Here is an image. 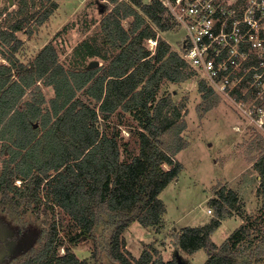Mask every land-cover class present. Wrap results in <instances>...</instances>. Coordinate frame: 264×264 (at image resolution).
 Instances as JSON below:
<instances>
[{
	"label": "trees",
	"instance_id": "trees-1",
	"mask_svg": "<svg viewBox=\"0 0 264 264\" xmlns=\"http://www.w3.org/2000/svg\"><path fill=\"white\" fill-rule=\"evenodd\" d=\"M28 1H20L19 13ZM40 1V8H46L37 17V24L58 6L50 0ZM111 1L114 5L104 7L99 22L104 51L100 44L87 40L74 50L82 63L94 56L105 61L92 69L66 68L51 41L23 64L14 55L21 44L14 31L26 21L0 30V56L9 62L0 63V143L7 152L0 170V196L12 210L20 205L23 209L31 204L36 207L41 201L44 208L60 207L79 229L69 236L72 244L81 237H91L104 220L111 229L110 255L120 264H176L175 256L158 260L148 248L134 257L126 248L123 232L132 222L144 227L157 225L166 211L159 194L182 170L174 155L187 142L181 136L185 128L182 105L170 95L158 96V91L163 81H186L192 70L164 38L158 36L153 52L146 45L157 29L171 28L158 0L150 4ZM6 45L11 46L9 52ZM37 81L53 89L47 106H43L45 98ZM198 90L204 109L210 108L216 96L213 90L202 80ZM27 92L32 96L24 100ZM118 110L132 113L139 122L136 153H131L128 141L122 147L117 133H108L103 126ZM254 144L262 152L254 166L259 177L256 191L261 197L257 222L264 230V140L258 136ZM15 180L21 183L16 185ZM236 198L234 190H220L213 200L218 215L202 226L184 228L177 236L182 252L193 254L203 249L207 254L204 264H250L241 259L252 222L239 225L220 245L210 237L218 226L220 209L232 206ZM61 245L54 222L42 246L15 264H90L78 259L69 246L60 253ZM255 251L250 250L248 256L264 253Z\"/></svg>",
	"mask_w": 264,
	"mask_h": 264
},
{
	"label": "rangeland",
	"instance_id": "rangeland-1",
	"mask_svg": "<svg viewBox=\"0 0 264 264\" xmlns=\"http://www.w3.org/2000/svg\"><path fill=\"white\" fill-rule=\"evenodd\" d=\"M21 0H0V30L26 21L15 35L21 41L16 53L19 61L29 63L35 54L49 41L53 43L58 58L66 68H84L91 60H98L100 65L105 61L98 56L88 57L83 63L80 55L74 50L84 41L96 42L104 51L99 22L104 7H111V0H54L58 8L40 25L37 17L44 11L40 8V0H29L19 13ZM119 1V0H118ZM147 3L148 0H142ZM105 6H99V5ZM127 25V20L123 21ZM153 28H157L151 23ZM158 31V29H157ZM160 32L174 50H178L183 31L170 29ZM147 47L149 45L146 43ZM6 45L5 49L8 51ZM11 47V46H10ZM5 60L0 56V63ZM98 67V66H97ZM190 78L181 83L163 81L160 84L158 96L170 95L182 105L181 114L185 128L181 132L186 146L174 155L182 164L179 175L172 180L159 194L166 211L159 224L144 227L138 222H132L123 232L127 250L138 257L145 248L151 250L153 258L171 260L175 254L182 256L185 264H204L207 254L200 249L193 254L182 252L177 245V236L186 227L202 226L209 223L218 215L213 200L220 190H234L236 201L228 207L220 209L219 223L210 235L213 242L220 245L239 225L252 222L250 236L244 246L245 253L242 261L250 264H264V253L248 256L250 250H264L263 225L257 222L260 214L261 197L257 193L259 186L258 171L254 164L261 156L260 148L255 146V138L244 131H235L234 124L244 126L242 117L232 105L220 98L212 97V106L204 109L198 83V74L191 71ZM44 95L45 103L53 96L51 86L37 82ZM32 96L27 92L24 100ZM91 106L95 101L89 96L82 95ZM105 124V125H104ZM108 133L116 132L118 143L128 141L131 153H136V133L139 122L129 112L118 110L110 116L109 121L103 122ZM7 157L0 143V170ZM167 167V166H166ZM14 183L19 185L20 180ZM0 196V264H15L26 258L42 246L52 223H56L58 237L63 245L59 252L64 253L66 246L75 253L78 259H86L90 264H120L110 255L109 241L111 229L100 221L89 238H80L75 244L69 242V236L76 234L79 229L73 219L60 207L51 205L44 208V201L36 207L28 205L12 210L3 203ZM211 209V212L207 210ZM104 217H107L106 215ZM106 219V218H105ZM250 241V243H248ZM255 251V252H256ZM264 252V251H263Z\"/></svg>",
	"mask_w": 264,
	"mask_h": 264
},
{
	"label": "built area",
	"instance_id": "built-area-1",
	"mask_svg": "<svg viewBox=\"0 0 264 264\" xmlns=\"http://www.w3.org/2000/svg\"><path fill=\"white\" fill-rule=\"evenodd\" d=\"M158 1L170 29L183 31L178 54L241 115L233 129L264 140V0ZM159 35L146 41L152 52Z\"/></svg>",
	"mask_w": 264,
	"mask_h": 264
},
{
	"label": "water",
	"instance_id": "water-1",
	"mask_svg": "<svg viewBox=\"0 0 264 264\" xmlns=\"http://www.w3.org/2000/svg\"><path fill=\"white\" fill-rule=\"evenodd\" d=\"M9 4H12V0H9ZM99 65V61L98 60H91L87 65H86V69H92L95 68ZM36 122L34 123V127L36 126ZM175 258H176V264H185V261L182 259V256L179 253L175 254Z\"/></svg>",
	"mask_w": 264,
	"mask_h": 264
},
{
	"label": "crops",
	"instance_id": "crops-1",
	"mask_svg": "<svg viewBox=\"0 0 264 264\" xmlns=\"http://www.w3.org/2000/svg\"><path fill=\"white\" fill-rule=\"evenodd\" d=\"M50 1L55 2L54 0H50ZM57 8H58V6H57ZM54 10H55V9H54ZM49 16H50V15H49ZM43 22H44V21H43ZM43 22H42V23H43ZM42 23H40V25H41ZM38 25H39V24H38ZM11 27H12V26H11ZM5 29H6V28H5ZM5 29H4V30H5ZM18 30H20V29H17L16 31H14V34H15ZM18 49H19V48H18ZM18 49H17V51H18ZM17 51L14 53V55H15L16 58H17V56H16ZM8 52H9V51H8ZM38 52H39V51H38ZM38 52H37V53H38ZM37 53H36V54H37ZM36 54H35V55H36ZM34 57H35V56H34ZM34 57H33V58H34ZM33 58H32V59H33ZM4 60H5L4 64H9L8 59L6 60V59L4 58ZM17 60L19 61L18 58H17ZM59 61H60V60H59ZM19 62L23 63L22 61H19ZM23 64H24V63H23ZM25 64H26V63H25ZM27 64H28V63H27ZM62 64H63V63H62ZM98 66H100V62H99V65H98ZM84 68L86 69V66H85ZM13 72H14V74H13L12 78L15 79V78L17 77V72H16L14 69H13ZM37 82H39V81H37ZM41 82H42V81H41ZM44 85H45V84H44ZM46 86H48V85H46Z\"/></svg>",
	"mask_w": 264,
	"mask_h": 264
}]
</instances>
